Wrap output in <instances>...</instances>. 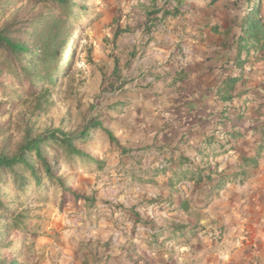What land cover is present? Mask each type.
Wrapping results in <instances>:
<instances>
[{
	"label": "crops",
	"instance_id": "1",
	"mask_svg": "<svg viewBox=\"0 0 264 264\" xmlns=\"http://www.w3.org/2000/svg\"><path fill=\"white\" fill-rule=\"evenodd\" d=\"M221 1L169 0L184 14L164 41L119 57L148 72L114 98L129 103L101 161L109 188L133 189L121 227L134 235L116 244L127 264H264V29L255 38Z\"/></svg>",
	"mask_w": 264,
	"mask_h": 264
},
{
	"label": "rangeland",
	"instance_id": "2",
	"mask_svg": "<svg viewBox=\"0 0 264 264\" xmlns=\"http://www.w3.org/2000/svg\"><path fill=\"white\" fill-rule=\"evenodd\" d=\"M72 1L77 6L64 24L66 42L55 82L44 81L32 88L17 78V60L13 62L9 55L0 53V153L16 154L29 135H44L56 128L79 135L87 126H93L85 140L76 142L87 154L83 159L78 154L69 157L59 146L44 147L47 156L54 153L55 176L62 177L63 184L47 176L43 163L34 156L39 179L24 167L19 168L24 184L15 183L9 171L1 174L0 264H127L120 258L123 245L116 244L120 238L134 235H129L126 226L121 227L127 219L121 215L125 212L123 206L131 202L133 189L115 192L108 185L115 184L109 180L114 173L110 172L105 181L102 174L112 143L117 141L109 128L117 118L114 115L129 103L118 105L113 100L123 92L126 82L134 84L148 72H132L129 61L128 67H123L119 57L137 54L138 59L145 58L152 45L161 44L169 33L171 16L184 12H173L169 0ZM221 2L220 11L236 19L249 12L247 0ZM258 4V15H264V0L252 6ZM41 12L47 21L59 14L46 0H0V28L16 19L19 24H12L11 35L33 48L36 27L39 25L37 32H42L45 25L23 22ZM134 39L135 51L129 54ZM27 60L30 57L22 59L24 63ZM40 73L44 74L41 66L33 70L34 76ZM148 205L151 207L152 202L142 204L145 208ZM127 248L124 246L123 252Z\"/></svg>",
	"mask_w": 264,
	"mask_h": 264
},
{
	"label": "trees",
	"instance_id": "3",
	"mask_svg": "<svg viewBox=\"0 0 264 264\" xmlns=\"http://www.w3.org/2000/svg\"><path fill=\"white\" fill-rule=\"evenodd\" d=\"M46 1L51 2L59 11L57 16H54L47 21L48 17L41 12V14L35 15L31 20L26 19L23 22L24 24H31L32 22L33 24H38L40 22L42 25H45L42 32H37L39 25L36 27L34 33L36 46L33 48L28 42L11 35L12 24H19V21L16 19L0 28V53L9 55L13 62L17 60L16 65H18L17 70L19 72L17 78L20 79L21 82H28L33 86L32 88L38 83L44 81L53 83L57 79L56 75L60 71V52L65 48L64 45L66 42V35L63 34L64 24L71 17L73 7L77 6V3L72 0ZM247 1L249 12H246V15L242 18H238V21L240 20L241 26L247 28L249 32L252 30L255 38L261 39L259 36L264 29V25L261 23L262 18L258 15L259 4L258 6L253 7V3L257 0ZM252 14H254L255 17L252 18ZM73 53L75 52L73 51ZM27 57H30V60H27L24 63L22 59ZM39 66H41L44 74L40 73L38 76H34L33 70L35 71V69H39ZM115 71L117 72L116 69ZM93 123H95V125H100V122ZM92 127V125L87 126L79 135L65 132L60 128L50 130L44 135H29L19 146L16 154L7 155L0 153V178L2 173L9 171L13 174L15 183L24 184L26 180L19 170L20 167H24L25 169H28V173L39 179L40 170L35 164H33L32 156H34L43 163L44 172L47 176L52 179L55 178L57 179V182L63 184V178L55 176L54 153L47 156L44 153V147L59 146L63 149V153L67 154L69 157L72 158L73 155L78 154L81 155L80 159H83L87 154H84V152L78 148L76 142L79 139L85 140Z\"/></svg>",
	"mask_w": 264,
	"mask_h": 264
},
{
	"label": "built area",
	"instance_id": "4",
	"mask_svg": "<svg viewBox=\"0 0 264 264\" xmlns=\"http://www.w3.org/2000/svg\"><path fill=\"white\" fill-rule=\"evenodd\" d=\"M217 234V236H219V235H221V232H219V233H216Z\"/></svg>",
	"mask_w": 264,
	"mask_h": 264
}]
</instances>
